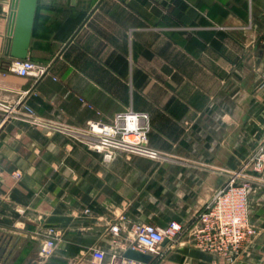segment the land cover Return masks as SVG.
Listing matches in <instances>:
<instances>
[{"label": "crops", "instance_id": "obj_1", "mask_svg": "<svg viewBox=\"0 0 264 264\" xmlns=\"http://www.w3.org/2000/svg\"><path fill=\"white\" fill-rule=\"evenodd\" d=\"M262 3L253 13L236 0H38L27 58L50 69L33 86L6 70L16 0H0V264H88L94 249L115 264L130 249L151 257L142 264H229L188 235L148 253L133 227L190 225L264 144ZM26 91L40 124L2 122ZM128 109L149 115L161 162L107 164L80 139ZM253 180L257 235L230 264H264V178ZM48 228L58 237L41 258Z\"/></svg>", "mask_w": 264, "mask_h": 264}, {"label": "built area", "instance_id": "obj_2", "mask_svg": "<svg viewBox=\"0 0 264 264\" xmlns=\"http://www.w3.org/2000/svg\"><path fill=\"white\" fill-rule=\"evenodd\" d=\"M260 44L264 54V29ZM50 66L26 58L24 60L10 59L7 72L33 81V86L49 75ZM264 80V75H263ZM26 91L11 105L5 107L2 122L9 117L32 125L40 121L24 97L30 94ZM147 116L132 111L116 114L111 123H89V133L86 134V146L89 150L102 154L103 160L112 159L113 151H123L138 156L155 159L159 155L147 144ZM13 177L18 179L19 172ZM264 178V144L257 147L247 159L244 167L230 174L226 182L212 194L209 201L191 220L190 225L182 226L176 221L169 222L164 228L139 224L133 227L135 243L148 253H157L165 241L177 243L184 235H188L192 244L205 252L213 253L225 259L229 264L235 255L245 245L250 244L257 235V229L250 221L249 195L253 179ZM110 232L117 236L120 227L114 224ZM57 231L48 228L44 233V243L40 247L39 256L49 258L53 255L57 240ZM88 264H115L106 261L105 254L97 249L90 253ZM117 264H142L132 260H121Z\"/></svg>", "mask_w": 264, "mask_h": 264}, {"label": "water", "instance_id": "obj_3", "mask_svg": "<svg viewBox=\"0 0 264 264\" xmlns=\"http://www.w3.org/2000/svg\"><path fill=\"white\" fill-rule=\"evenodd\" d=\"M37 1L38 0H16L5 57L19 60L27 58ZM125 257L129 260L141 263H147L151 258L146 253L132 249L126 251Z\"/></svg>", "mask_w": 264, "mask_h": 264}, {"label": "rangeland", "instance_id": "obj_4", "mask_svg": "<svg viewBox=\"0 0 264 264\" xmlns=\"http://www.w3.org/2000/svg\"><path fill=\"white\" fill-rule=\"evenodd\" d=\"M236 2H237V5H241V9H247L248 11H250V9H251V11L254 13V11H255V9H254V5H258L259 4V6L260 5H263V3H262V0H236ZM240 3V4H239ZM246 10V11H247ZM239 13V12H238ZM237 13V14H238ZM242 15H243V13H242ZM264 16V15H263ZM262 33V32H261ZM259 39L261 40V35H260V37H259ZM260 40H259V43H260ZM259 47L263 50V47L261 46V44H259ZM263 57H264V54H263ZM129 111H132V112H134L133 110H131V109H128V110H126V111H123V112H120V113H126V112H129ZM134 113H137V114H143V115H146L147 116V124H148V133H147V144H148V141H149V135L152 133V125H151V122H150V117H149V115L147 114V113H139V112H134ZM118 114V113H117ZM115 116V115H114ZM113 119V118H112ZM112 119L110 120V122H108V123H102V124H109V123H111V121H112ZM100 123L99 121H92V123ZM89 123H91V122H89ZM88 123V124H89ZM88 124L86 125V132H85V135L87 134L88 135V133H89V127H88ZM83 142H86V140H87V138L86 137H83V138H80ZM148 146H149V144H148ZM150 147V146H149ZM259 147V146H258ZM88 148V147H87ZM151 148V147H150ZM152 149V148H151ZM257 148L256 147H254V148H251L250 149V151L247 153V155L236 165V167H235V169L233 170V171H231V173H233V172H236V171H238V170H240V169H242L243 167H244V165H245V163H246V161H247V159L255 152V150H256ZM153 150H155L157 153H158V157L157 158H155V159H150V158H147V157H144V158H147V159H149V160H154V161H156V162H161L162 160H163V158H165L166 157V153H163V152H161V151H158V150H156V149H153ZM194 150V149H193ZM92 151V150H91ZM93 152H95V151H93ZM178 152H180V150H178ZM193 152H195V151H193ZM95 153H98V152H95ZM98 154H100V153H98ZM119 154H124V155H131V156H138V155H134V154H131V153H127V152H123V151H113L112 152V159L110 160V161H108V162H105L104 160H103V156H102V154H100L101 155V157H102V161L104 162V163H107V164H109V163H111L113 160H114V158L117 156V155H119ZM139 157H143V156H139ZM231 173H229V176H230V174ZM228 176V177H229ZM197 214V212L194 214V216ZM194 216H193V218H194Z\"/></svg>", "mask_w": 264, "mask_h": 264}]
</instances>
